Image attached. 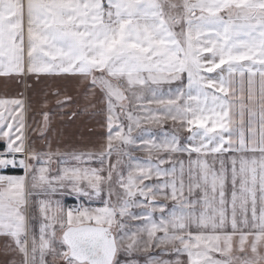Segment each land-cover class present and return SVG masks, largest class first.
Wrapping results in <instances>:
<instances>
[{
	"label": "snow or ice",
	"instance_id": "6c2138e0",
	"mask_svg": "<svg viewBox=\"0 0 264 264\" xmlns=\"http://www.w3.org/2000/svg\"><path fill=\"white\" fill-rule=\"evenodd\" d=\"M0 77L79 81L106 132L53 149L45 111L38 149L0 98L4 264H264V0H0Z\"/></svg>",
	"mask_w": 264,
	"mask_h": 264
},
{
	"label": "crops",
	"instance_id": "0c3cea01",
	"mask_svg": "<svg viewBox=\"0 0 264 264\" xmlns=\"http://www.w3.org/2000/svg\"><path fill=\"white\" fill-rule=\"evenodd\" d=\"M23 93V98L28 110L26 123L28 125V136L34 142L36 148L45 147V140L40 138V125L42 113H51L50 131L45 132L47 141L52 148L57 147L78 151H96L105 143L104 116L98 111L100 105L85 95V85L75 79H59L42 77L37 80L35 77L28 78L26 84L15 79L0 77V98H18ZM54 93H59L55 95ZM70 97L67 107H61L58 100L63 101L64 97ZM91 100V103H90ZM46 102V107L43 105ZM96 104L95 107L92 105ZM87 108L88 111H84ZM73 112L80 115L72 116ZM166 130H171L170 124L164 125ZM157 131L158 129H153ZM186 135V134H185ZM46 150V148H45ZM141 159L144 154L135 153ZM3 174H22L19 169L3 170ZM64 202L67 206H73L75 200L66 197ZM4 246V239L0 238V249ZM13 254L7 256L0 253V264L5 260L12 259Z\"/></svg>",
	"mask_w": 264,
	"mask_h": 264
},
{
	"label": "built area",
	"instance_id": "2783aa9c",
	"mask_svg": "<svg viewBox=\"0 0 264 264\" xmlns=\"http://www.w3.org/2000/svg\"><path fill=\"white\" fill-rule=\"evenodd\" d=\"M9 170H11V169H8L7 171H9Z\"/></svg>",
	"mask_w": 264,
	"mask_h": 264
},
{
	"label": "rangeland",
	"instance_id": "374dc122",
	"mask_svg": "<svg viewBox=\"0 0 264 264\" xmlns=\"http://www.w3.org/2000/svg\"><path fill=\"white\" fill-rule=\"evenodd\" d=\"M71 205H69V207H70Z\"/></svg>",
	"mask_w": 264,
	"mask_h": 264
}]
</instances>
